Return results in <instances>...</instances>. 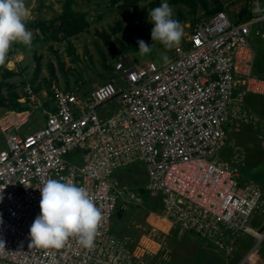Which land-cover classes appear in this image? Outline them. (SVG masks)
I'll list each match as a JSON object with an SVG mask.
<instances>
[{
    "label": "built area",
    "instance_id": "1",
    "mask_svg": "<svg viewBox=\"0 0 264 264\" xmlns=\"http://www.w3.org/2000/svg\"><path fill=\"white\" fill-rule=\"evenodd\" d=\"M251 2L252 15L241 21L218 11L195 22L162 65L121 59L113 77L89 91L52 84L47 104H39L42 124L27 132L21 128L39 120L33 112L0 115V264H156L154 238L131 245L111 230L119 203L141 201L113 177L134 161L144 166L145 190L161 196L162 219L221 244L245 229L263 193L252 180L239 183L222 150L245 96L264 95L250 43L264 21V0ZM48 179L87 188L102 217L91 248L76 237L59 249L30 244Z\"/></svg>",
    "mask_w": 264,
    "mask_h": 264
},
{
    "label": "rangeland",
    "instance_id": "2",
    "mask_svg": "<svg viewBox=\"0 0 264 264\" xmlns=\"http://www.w3.org/2000/svg\"><path fill=\"white\" fill-rule=\"evenodd\" d=\"M64 1L24 0L29 9L26 28L33 33L32 43L30 46L19 43L12 48L10 57L0 68V93L10 104L9 108H0V115L5 110H28L39 117L37 121L29 120L21 132L42 124L39 104H47L52 84L65 89L78 86L89 91L110 80L114 66L121 59L134 66L149 61L162 65L173 56L175 45L165 48L159 41H151L152 24L148 21V13L159 6L161 0H135L128 8L121 7L122 0L113 5L107 0H74L72 9L84 14L87 27L77 34L68 37H61L60 34L58 39H53L50 30L45 27L61 14ZM251 1L167 0L173 10V18L183 28L179 44L188 38L195 22L206 20L218 11H225L234 18L245 9L247 15L255 5ZM259 30V35L250 38V43L255 50L256 62L263 64H256L255 68L264 70V22H260ZM141 39L150 45L148 53L138 50L137 41ZM260 95L252 96V106L241 111L242 120L235 119V129L234 126L229 127L227 147L222 150L225 159L230 155L239 174V183L243 185L252 180L260 185L263 193V204L250 214L245 229L239 233L243 236L239 247L241 251L235 245L237 240L226 239L221 244L196 237L159 217L154 204L160 206V194L151 193L149 200L145 196L139 203H119L112 216V233L131 245L143 236V240L147 236L154 238L156 242L152 247L157 254L151 255L150 259L156 264H246L247 259L252 258V253L264 247V95ZM109 109H113V106ZM229 144L233 147L228 155ZM3 145L0 132V147ZM74 155L70 153L67 158L74 160ZM113 177L140 194L147 181L140 161L115 169Z\"/></svg>",
    "mask_w": 264,
    "mask_h": 264
},
{
    "label": "clouds",
    "instance_id": "3",
    "mask_svg": "<svg viewBox=\"0 0 264 264\" xmlns=\"http://www.w3.org/2000/svg\"><path fill=\"white\" fill-rule=\"evenodd\" d=\"M28 16L24 0H0V65L5 64L13 43L31 45L33 33L26 28ZM148 16L152 24L151 41H159L165 48L180 43L183 28L173 18L167 0L150 9ZM137 44L141 53L150 51L144 40H138ZM40 192V213L29 228L30 244L59 249L69 237H76L80 245L91 248L102 217L87 188L72 181L48 179L40 185ZM0 246L4 247L3 240Z\"/></svg>",
    "mask_w": 264,
    "mask_h": 264
},
{
    "label": "trees",
    "instance_id": "4",
    "mask_svg": "<svg viewBox=\"0 0 264 264\" xmlns=\"http://www.w3.org/2000/svg\"><path fill=\"white\" fill-rule=\"evenodd\" d=\"M111 5L116 4L118 0H107ZM122 8H128L130 7L135 0H122ZM172 1H178V0H172ZM214 2H217V0H213ZM74 3V0H65L63 2V10L61 12V14H59L58 16H56L55 18H53L52 20L49 21L48 25H46V30H50L49 34L51 37H53V39H58L61 34V37H68L74 34H77L78 32H80L81 30H83L85 27H87L88 22L86 21V19L84 18V14L82 12H80L79 10L75 11L72 9V4ZM249 12H247L248 14L245 15L246 11L245 9L241 10L240 15L237 17L235 16L233 19L235 21H241L243 19H246L248 17H250L252 15L251 13V9L248 10ZM244 15V16H243ZM41 24V22H39ZM45 30V31H46ZM19 45V43H13L9 49V52L7 54V58L6 61L8 60V58L10 57V50H12V48H14L15 46ZM255 58H256V54H255ZM5 61V63H6ZM258 64L259 66H262V63H258L254 62V74L256 76L259 77H264V70L260 67V68H255V65ZM4 67L3 65H0V68ZM9 73V72H8ZM10 104L8 102V100L6 99V97L0 93V108H9ZM141 196H142V200L143 197H147L148 196V200L149 198L152 196L149 192H147L145 189L141 191ZM145 197V198H146ZM154 208L156 209V211L160 210V206L155 205L154 204ZM192 235L196 236L195 234H193L192 232H189ZM199 237V236H196ZM156 258V256H155ZM151 261L153 262V260L151 259Z\"/></svg>",
    "mask_w": 264,
    "mask_h": 264
},
{
    "label": "crops",
    "instance_id": "5",
    "mask_svg": "<svg viewBox=\"0 0 264 264\" xmlns=\"http://www.w3.org/2000/svg\"><path fill=\"white\" fill-rule=\"evenodd\" d=\"M262 22H264V21H262ZM262 78H264V77H262ZM254 95H257V96H261L260 94H248V95H246L245 96V98H244V101H243V103H242V109L244 110L245 108H249L250 106H252V104L250 103V101H252V96H254ZM239 119L240 120H242L243 119V115H240L239 116ZM236 125H237V121L235 120L233 123H231L229 126H228V129H229V127L231 126L232 128H233V126H234V129H235V127H236ZM227 133H228V130H227ZM227 141V140H226ZM226 144H227V142H226ZM226 144H225V146H224V148L223 149H226L225 147H227L226 146ZM229 147H230V149L228 148V150H229V153H228V155L230 154V151H231V147H233V146H231V144H229ZM230 156V155H229ZM229 156H227V159H225V160H227V161H229L232 165H233V162L230 160V157ZM117 235V234H116ZM249 235H251V234H249ZM119 236V235H118ZM252 236V235H251ZM241 237H243V236H241V234H237L236 236H234V238L232 239L236 244V246H237V249H239V247H240V245H241ZM240 250V249H239ZM241 251V250H240ZM234 253V252H233ZM259 255L261 256L260 257V262L258 261V258H259ZM262 256H263V258H262ZM246 264H264V247H262L260 250H258L257 252H255L254 254L252 253V258L251 259H247V261H246Z\"/></svg>",
    "mask_w": 264,
    "mask_h": 264
}]
</instances>
